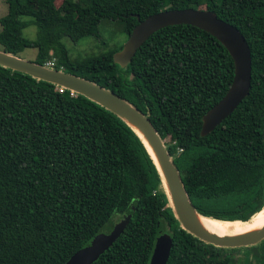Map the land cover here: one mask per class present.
<instances>
[{"label": "trees", "instance_id": "1", "mask_svg": "<svg viewBox=\"0 0 264 264\" xmlns=\"http://www.w3.org/2000/svg\"><path fill=\"white\" fill-rule=\"evenodd\" d=\"M4 2L0 49L35 48L32 61H51L146 115L199 214L245 221L262 208L264 0ZM186 7L234 26L250 51L247 95L204 136L201 116L233 76L230 55L209 33L188 24L159 28L123 68L111 59L121 44L73 58L62 43L97 36L101 20L121 24L127 38L138 20ZM28 25L34 39L22 35ZM128 213L123 231L91 264H147L159 232L172 238L165 264H264V238L216 247L179 227L146 149L123 121L80 94L0 66V264H64ZM239 248L243 260L234 263L225 251Z\"/></svg>", "mask_w": 264, "mask_h": 264}, {"label": "water", "instance_id": "2", "mask_svg": "<svg viewBox=\"0 0 264 264\" xmlns=\"http://www.w3.org/2000/svg\"><path fill=\"white\" fill-rule=\"evenodd\" d=\"M136 19L138 20L137 16ZM177 24L192 25L209 33L226 49L233 62V76L227 90L201 116L199 134L204 136L233 111L249 90L250 51L244 37L234 26L217 18L212 11L205 9L191 7L164 9L138 20L125 42L112 53L111 59L119 67H125L136 49L151 33L164 26ZM0 66L80 94L123 121L142 142L159 176V187L163 188L161 192L166 197L167 206L171 209L179 227L187 233L205 243L224 248L252 246L264 238V221L258 228L223 236L210 233L201 226L200 217L206 216L199 214L189 201L178 171L172 163L163 141L147 116L127 100L82 77L45 64H38L32 60H25L2 49H0ZM262 209H264V204L260 210ZM130 217V213L122 215L112 224L109 231L95 234L88 244L73 252L64 264H91L117 239ZM171 245L170 234L159 232L154 239L147 264H165Z\"/></svg>", "mask_w": 264, "mask_h": 264}, {"label": "rangeland", "instance_id": "3", "mask_svg": "<svg viewBox=\"0 0 264 264\" xmlns=\"http://www.w3.org/2000/svg\"><path fill=\"white\" fill-rule=\"evenodd\" d=\"M6 11V4L4 0H0V16ZM121 24L116 21L101 20L98 24V35L87 36L79 39L76 42H71L67 38H62V43L69 50L70 56L73 58H81L89 54H97L104 50H108L116 45L123 44L126 40L125 35L120 30ZM22 35L29 39L35 38V27L28 25L22 30ZM35 48H24L18 52L17 55L25 60H33L35 56ZM160 189H163L160 187ZM115 221V220H114ZM245 249L239 248L236 250H226L230 253L232 261L238 263L243 260L241 254Z\"/></svg>", "mask_w": 264, "mask_h": 264}, {"label": "bare ground", "instance_id": "4", "mask_svg": "<svg viewBox=\"0 0 264 264\" xmlns=\"http://www.w3.org/2000/svg\"><path fill=\"white\" fill-rule=\"evenodd\" d=\"M264 221V209L256 212L248 221H223L214 218L200 217L201 226L218 236L233 235L261 226Z\"/></svg>", "mask_w": 264, "mask_h": 264}, {"label": "built area", "instance_id": "5", "mask_svg": "<svg viewBox=\"0 0 264 264\" xmlns=\"http://www.w3.org/2000/svg\"><path fill=\"white\" fill-rule=\"evenodd\" d=\"M45 65H47V66H51V65H52V62H51V61L46 62ZM60 89H61V88H59V90H60Z\"/></svg>", "mask_w": 264, "mask_h": 264}]
</instances>
